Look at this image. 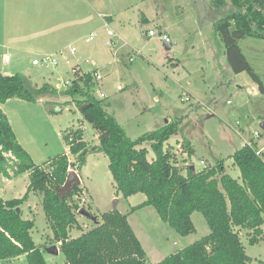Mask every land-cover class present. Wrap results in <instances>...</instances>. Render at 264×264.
Listing matches in <instances>:
<instances>
[{
  "label": "rangeland",
  "instance_id": "obj_1",
  "mask_svg": "<svg viewBox=\"0 0 264 264\" xmlns=\"http://www.w3.org/2000/svg\"><path fill=\"white\" fill-rule=\"evenodd\" d=\"M221 4L216 5L213 0H149L146 4L142 0H128V21L110 26L123 38L117 40L116 45H106V30L84 31L83 37L71 43L76 50L74 55L65 51L67 48L62 49L63 55L61 51L55 54L58 60L55 67L40 65L24 73L32 88L48 85L55 89L53 93L43 94L36 105L12 99L2 107L14 126L18 115L27 117L25 126L29 137L23 149L33 162L43 165L58 155L68 154L63 135L76 129L81 130L82 140L89 147L99 146L97 132L76 106V101L83 98L65 94L75 78L73 69H79L82 73L97 71L103 76L102 81L95 83L93 95L96 99L99 93L105 95L104 99H99L104 110L131 140L174 124L177 132L163 144V150L169 152L172 164L182 175L186 174L188 166L199 172L222 161L225 173L239 180L238 169L230 166L231 155L244 143H252L264 155V131L260 127L264 120V95L245 72L234 74L222 55L213 22L218 18V10L224 11L220 16L230 12L229 7L224 9ZM143 15L149 19L146 24L141 22ZM148 30L154 31L156 37L150 39ZM165 30L171 41L169 50L157 36ZM91 34L94 36L88 41L86 38ZM239 45L264 85V40L245 38ZM64 83H68L67 86ZM117 87L122 90L118 91ZM185 94L192 96L190 101H184ZM254 133L259 136L254 138ZM187 146L194 149L190 158ZM146 148L147 159L152 161L154 152L149 146ZM69 159L75 160L70 155ZM108 164L102 152L88 153L84 166L78 171L80 196L73 199L99 223L107 212L126 215L145 252L147 264H156L209 233L203 215L198 212L191 218L195 232L185 237L163 223L153 207L131 213L129 204L142 203L145 195H133L129 201L124 199L116 192ZM27 184L28 176H18L11 186H6L0 177V197L22 198ZM19 208L22 218L33 222L30 235L42 251L45 263L65 264L61 253L46 252L50 245L59 250V244L47 238L51 230L43 212L42 194L29 192ZM76 219L80 230L72 228L70 239L96 226L92 219L78 213ZM239 235L250 258L248 264H264V242L250 244L245 231ZM0 264L27 262L22 255L0 260Z\"/></svg>",
  "mask_w": 264,
  "mask_h": 264
},
{
  "label": "trees",
  "instance_id": "obj_2",
  "mask_svg": "<svg viewBox=\"0 0 264 264\" xmlns=\"http://www.w3.org/2000/svg\"><path fill=\"white\" fill-rule=\"evenodd\" d=\"M146 1V0H142ZM229 7V14L218 10L213 30L223 49L227 65L234 74L246 73L264 95V85L242 53L238 42L244 38L264 40V0H213ZM75 76L66 95H80L76 101L83 119L97 132L99 146L89 147L76 129L63 135L68 154L64 153L36 165L18 143L6 115L0 110V176L11 180L28 173L29 186L20 199L0 197V260L24 255L27 264H46L42 251L34 244L31 220L22 218L20 205L29 192L42 194V208L52 233L59 244L65 264H147L145 252L127 221L126 215L114 211L101 216V223L74 239L72 228L80 230L76 214L80 209L74 197L80 196L79 184L63 190L68 175L85 164L90 152L99 151L109 160L108 169L117 193L124 199L144 194L145 201L137 208L153 207L160 220L178 235L195 232L191 216L203 215L209 233L190 246L167 256L156 264H248L240 239L245 231L250 244L264 242V155L255 147L243 145L231 155L240 179L224 171L222 161L199 172L187 167L182 175L172 164L163 144L177 132L174 124L149 132L136 140L124 130L93 95L95 83L90 73L73 69ZM55 89L43 85L32 88L22 74L0 73V104L18 99L38 103ZM145 146V147H144ZM149 146L154 159H147ZM188 158L194 149L187 146ZM74 157V161L69 159ZM132 208L131 211H134Z\"/></svg>",
  "mask_w": 264,
  "mask_h": 264
},
{
  "label": "crops",
  "instance_id": "obj_3",
  "mask_svg": "<svg viewBox=\"0 0 264 264\" xmlns=\"http://www.w3.org/2000/svg\"><path fill=\"white\" fill-rule=\"evenodd\" d=\"M148 1L143 2L146 4ZM128 9V0H0V73L4 76L14 74L26 76L24 73L38 67L32 65L33 60L55 55L63 51L62 49L67 48L65 50L67 51L72 47L71 43L79 39V36L83 37L84 31L101 28L106 30L108 36L107 29L113 30L110 26L114 27L121 21H124L123 23L128 21ZM141 22L146 24L149 19L143 15ZM164 33L169 37L166 30ZM109 39L112 40L113 45H116L117 40H123L119 34H115V37L108 36ZM243 41L245 38L240 40L238 45ZM239 47L241 49L240 45ZM220 50L225 58L223 49ZM6 57H8L7 61H5ZM187 96L191 100L192 96L188 94ZM9 101L1 104L0 110ZM1 111L6 115L18 143L22 147L27 145L29 137L25 126L27 117L23 114L18 115L14 126L9 115L3 109ZM230 166L232 169L235 168L232 162ZM20 176L27 178L28 173ZM0 177L7 184L6 186H11L17 179L8 180ZM28 186L29 184L27 188ZM140 204L134 206L129 204L130 209L135 208L131 213L148 208H137ZM47 238L52 239V233Z\"/></svg>",
  "mask_w": 264,
  "mask_h": 264
},
{
  "label": "built area",
  "instance_id": "obj_4",
  "mask_svg": "<svg viewBox=\"0 0 264 264\" xmlns=\"http://www.w3.org/2000/svg\"><path fill=\"white\" fill-rule=\"evenodd\" d=\"M107 35L109 37H115V33L113 31L109 30V29H107ZM147 35L149 37H155L156 36L155 32L152 31V30H148L147 31ZM93 36H94L93 34L90 35L87 40L92 39ZM157 36L164 44L168 45V44L171 43L169 37L165 33H160ZM106 45L109 46V47H112V45H113L112 40L109 39L106 42ZM67 52H69L70 55H74L76 50H75V48L70 47V48H68ZM64 53H65L64 51L60 52L61 55H63ZM7 59H8V57L5 58V61H7ZM57 63H58V60H57V57L55 55H52V56H49V57H43V58L35 59V60L32 61V65L33 66L42 65L44 68L55 67L57 65ZM90 75L92 77L93 82L96 83V84H98L103 79V76L99 75V73L97 71L91 72ZM67 84L68 83H64L65 86H67ZM117 90L121 91L122 88L121 87H117ZM98 98L99 99H104L105 95L103 93H99ZM183 99H184V101H190V98L186 94L183 96ZM258 136H259L258 133H254L253 134L254 138H257ZM244 145L252 146V143H244ZM201 164H203V162Z\"/></svg>",
  "mask_w": 264,
  "mask_h": 264
},
{
  "label": "water",
  "instance_id": "obj_5",
  "mask_svg": "<svg viewBox=\"0 0 264 264\" xmlns=\"http://www.w3.org/2000/svg\"><path fill=\"white\" fill-rule=\"evenodd\" d=\"M175 44V43H174ZM164 48L166 50H169V46L167 44H164ZM260 127L261 129L264 131V120L260 123ZM193 167H191L192 169ZM193 170V169H192ZM80 183V179L78 177V175L74 172H70V174L68 175V178H67V181L65 183V185L62 187L63 190H66V189H70L73 185L75 184H79ZM116 204H117V201L115 200L114 201V206H113V209L115 210L116 209ZM79 215H82V216H85L87 218H90L92 219L94 222H96L97 220L89 213L87 212L84 208H81L78 210L77 212ZM46 252L49 253V254H53V255H57L59 253V250L58 248L55 246V245H52L50 247H48L46 249Z\"/></svg>",
  "mask_w": 264,
  "mask_h": 264
}]
</instances>
